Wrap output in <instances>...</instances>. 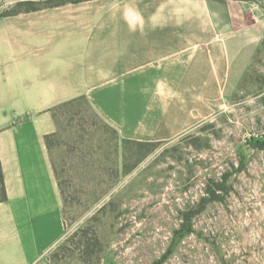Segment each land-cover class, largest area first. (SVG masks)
I'll use <instances>...</instances> for the list:
<instances>
[{"label": "crops", "instance_id": "1", "mask_svg": "<svg viewBox=\"0 0 264 264\" xmlns=\"http://www.w3.org/2000/svg\"><path fill=\"white\" fill-rule=\"evenodd\" d=\"M19 17L63 46L18 53L0 74V264H38L66 233L50 107L85 95L121 138L174 140L225 105L264 41V8L249 0H92L3 18ZM9 104L25 109L9 117Z\"/></svg>", "mask_w": 264, "mask_h": 264}, {"label": "rangeland", "instance_id": "2", "mask_svg": "<svg viewBox=\"0 0 264 264\" xmlns=\"http://www.w3.org/2000/svg\"><path fill=\"white\" fill-rule=\"evenodd\" d=\"M249 1L264 8V0ZM6 2L0 12L19 4ZM3 17L0 74L18 53L62 50L49 39L51 27H36L33 38L27 17ZM260 49L243 86L211 119L157 141L140 160L130 153L127 173L102 123L82 129L78 117L62 118L54 150L68 194L58 243L66 245L38 264H264V148L255 143L264 133V44ZM5 109L10 117L25 108ZM87 242L97 247L87 253Z\"/></svg>", "mask_w": 264, "mask_h": 264}, {"label": "trees", "instance_id": "3", "mask_svg": "<svg viewBox=\"0 0 264 264\" xmlns=\"http://www.w3.org/2000/svg\"><path fill=\"white\" fill-rule=\"evenodd\" d=\"M84 1L89 0H35V1H19L18 7H15L14 9L6 12H0V16H12L16 15L21 12H30L38 9H42V7H49V6H58L63 5L66 3H81ZM248 1V0H244ZM31 5L27 6L26 8L22 5ZM21 6V7H20ZM264 44V41H263ZM261 49L258 50L256 56L260 53ZM256 58V57H255ZM254 58V60H255ZM253 65H250V68L244 75L242 82L240 83V88L243 86V83L247 80L249 76V72L251 70V67ZM47 111L51 112L55 123H56V131L52 133L45 134L44 141L46 144V147L48 149L50 161L52 164V168L58 183V187L60 190V194L63 201V214L64 219L66 221V211L68 208V194L65 188L66 181L64 179V170L58 165V160L55 156V150L56 147V140L57 137L60 134V130L63 126L62 118L65 121L72 122L77 117L78 119V126L82 129H86V125H90L89 127H97L98 123H102L103 128H105L107 131H110L112 134V138L115 141V150H122V157H123V164H122V172L127 173L129 170L128 164H127V156H130V153H135L137 155V160H140L142 155L145 154V149H148L151 151L154 146L158 145L160 142H154V141H140V140H133V139H123L120 137L118 131L113 128L111 125H109L94 109L92 104L90 103L87 96L82 95L78 96L76 98H73L71 100L56 104L52 107H50ZM255 143H258L261 145V147L264 148V136L262 139L255 140ZM134 146V147H132ZM139 155V156H138ZM221 187L220 189L224 190V182L222 184H219ZM211 192L213 193L214 200L221 199V195H216L215 191L211 189ZM8 200V191L5 181V174L2 166V161L0 157V203L5 202ZM66 243L62 242L61 244H58L59 249L65 247ZM85 252H91L93 251L95 247H97V242H87L83 245ZM58 251L51 252L50 258H55L57 256Z\"/></svg>", "mask_w": 264, "mask_h": 264}, {"label": "built area", "instance_id": "4", "mask_svg": "<svg viewBox=\"0 0 264 264\" xmlns=\"http://www.w3.org/2000/svg\"><path fill=\"white\" fill-rule=\"evenodd\" d=\"M263 136H264V133H263Z\"/></svg>", "mask_w": 264, "mask_h": 264}]
</instances>
